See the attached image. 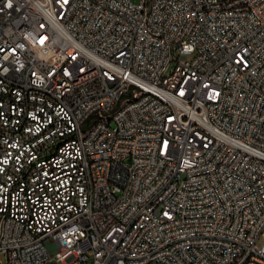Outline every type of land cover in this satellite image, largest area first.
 I'll list each match as a JSON object with an SVG mask.
<instances>
[{"label": "built area", "instance_id": "built-area-1", "mask_svg": "<svg viewBox=\"0 0 264 264\" xmlns=\"http://www.w3.org/2000/svg\"><path fill=\"white\" fill-rule=\"evenodd\" d=\"M7 264H264V0H0Z\"/></svg>", "mask_w": 264, "mask_h": 264}, {"label": "bare ground", "instance_id": "bare-ground-1", "mask_svg": "<svg viewBox=\"0 0 264 264\" xmlns=\"http://www.w3.org/2000/svg\"><path fill=\"white\" fill-rule=\"evenodd\" d=\"M225 264H251L250 259H236V262H227Z\"/></svg>", "mask_w": 264, "mask_h": 264}, {"label": "rangeland", "instance_id": "rangeland-1", "mask_svg": "<svg viewBox=\"0 0 264 264\" xmlns=\"http://www.w3.org/2000/svg\"><path fill=\"white\" fill-rule=\"evenodd\" d=\"M0 264H7V256L6 255H3V254L0 255ZM84 264H92V263H91V261H87Z\"/></svg>", "mask_w": 264, "mask_h": 264}]
</instances>
